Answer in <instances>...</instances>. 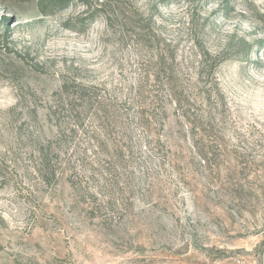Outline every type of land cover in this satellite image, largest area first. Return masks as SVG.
<instances>
[{
    "label": "rangeland",
    "instance_id": "rangeland-1",
    "mask_svg": "<svg viewBox=\"0 0 264 264\" xmlns=\"http://www.w3.org/2000/svg\"><path fill=\"white\" fill-rule=\"evenodd\" d=\"M79 84L168 154L75 148ZM0 264H264V0H0Z\"/></svg>",
    "mask_w": 264,
    "mask_h": 264
},
{
    "label": "trees",
    "instance_id": "trees-1",
    "mask_svg": "<svg viewBox=\"0 0 264 264\" xmlns=\"http://www.w3.org/2000/svg\"><path fill=\"white\" fill-rule=\"evenodd\" d=\"M75 91L74 102H83L87 109L86 111L85 107L83 108L86 116L75 111L77 102L68 109L73 127L72 136L68 139L75 148L81 149L79 142L82 141L88 143L93 141L102 145V139L116 140L114 157L110 158L109 165L120 168V172L124 171L125 168L121 169V167L127 160H130V165L133 168L137 167L138 170L141 169L140 164H144L147 158H164L166 152L168 154L167 146L162 144L159 137L153 136L152 113L149 106L124 104L117 93L84 84L77 85ZM62 136L60 133V137ZM116 136L117 139L114 138ZM156 145L161 149H157ZM74 153L80 155L78 151ZM83 155L88 160L86 152ZM85 158L82 159L85 161ZM45 161L46 158L43 162ZM45 164L48 165L47 162ZM56 172V169H50L48 166L44 170V174L49 173L51 177L55 176Z\"/></svg>",
    "mask_w": 264,
    "mask_h": 264
}]
</instances>
